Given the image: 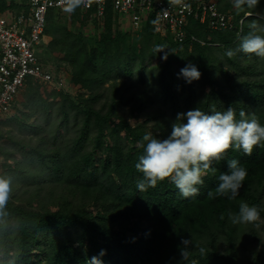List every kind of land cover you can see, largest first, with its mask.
<instances>
[{
    "label": "trees",
    "instance_id": "1",
    "mask_svg": "<svg viewBox=\"0 0 264 264\" xmlns=\"http://www.w3.org/2000/svg\"><path fill=\"white\" fill-rule=\"evenodd\" d=\"M217 1L237 23L244 18L242 30L238 24L232 30H211L191 19L188 35L204 44L162 37L151 19L131 42L109 4L102 18L94 9L78 8L71 14L78 20L95 15L102 22L100 39L90 47L84 33L59 26L63 10L48 12L46 34L52 40L45 49L64 55L72 66L73 83L89 91L91 100L103 96L100 90L110 80L112 94L104 103L107 108L98 109L89 102L85 108L61 91V122L55 125L47 113L44 121L28 128L38 140L17 141L20 157L4 151L0 176L11 178L12 194L7 215L0 217V264H87L93 256L102 264H189L181 257L183 239H191L190 259L197 264H264V239L256 232L264 228V147H256L251 156L229 151L214 165L216 174L204 178L199 196L181 197L170 180L144 192L137 189L143 178L135 168L143 154L138 142L146 133L167 138L178 113L200 108L212 114L213 109L232 107L237 119L243 110L247 118L255 116L264 124V59L238 51L250 23L264 24V14L255 15L264 11V0L255 8L244 5L233 11L234 0ZM0 8L6 10V0H0ZM229 49L237 50L232 58L225 55ZM156 56L163 60L148 65ZM173 61L182 68L194 64L200 79L187 83ZM32 83L28 80L26 86ZM131 83L140 90L126 96L122 87ZM130 100L126 115L119 109ZM66 103L84 110L73 137ZM49 104L46 109L53 106ZM143 114L146 118L137 121ZM230 159L240 160L248 170L239 196L208 198ZM242 201L257 206L263 222L233 224L229 215L238 212ZM250 237L258 247L242 261L241 247ZM200 247L206 250L203 257ZM101 250L106 254L100 256Z\"/></svg>",
    "mask_w": 264,
    "mask_h": 264
},
{
    "label": "clouds",
    "instance_id": "2",
    "mask_svg": "<svg viewBox=\"0 0 264 264\" xmlns=\"http://www.w3.org/2000/svg\"><path fill=\"white\" fill-rule=\"evenodd\" d=\"M260 0H234L237 8L246 5L255 8ZM63 11L74 14L78 8L90 7L93 3L103 6L105 0H62ZM169 6L188 8L185 0H168ZM249 33L241 38L239 49L248 55H255L264 59V24L253 21L249 25ZM237 50L229 49L225 52L232 58ZM167 57L165 56V59ZM187 83L199 80L201 72L194 64H188L179 73ZM212 114H207L200 108L178 113L176 122L172 124L171 133L167 138L160 139L150 133L142 137L140 146L143 154L139 156L135 168L143 174L137 181L140 192L149 188H156L158 183L170 180L178 190L181 197L188 199L199 196L200 187L204 185V178L209 173L215 175L218 169L215 164L225 160L229 151L243 152L251 156L256 147H264V124L255 116L247 118L241 110L237 119L236 110L232 107L226 111L213 109ZM186 119V123L183 121ZM248 176L247 168L238 159L228 160V171L220 172L218 185L210 190L208 198L226 197L234 200L239 196V190ZM12 194V180L0 176V217L7 215V205ZM233 224H255L260 220V209L246 202L239 204L237 213L229 215ZM191 239H183L184 247L181 257L189 264H197L195 259H190L189 251ZM203 257L206 250L198 249ZM101 250L100 256L105 255ZM87 264H102L97 256H93Z\"/></svg>",
    "mask_w": 264,
    "mask_h": 264
},
{
    "label": "built area",
    "instance_id": "3",
    "mask_svg": "<svg viewBox=\"0 0 264 264\" xmlns=\"http://www.w3.org/2000/svg\"><path fill=\"white\" fill-rule=\"evenodd\" d=\"M185 2L188 8L169 6L168 0H105L102 7L93 3L81 9L85 12L94 9L93 14L102 18L110 4L120 18L128 17L126 24L132 29H142L151 19L156 33L178 43H205L188 35L191 19L211 30H232L238 24L241 32L244 18L237 23L233 13L222 10L217 0ZM51 9L63 10L62 0H10L5 11L0 8V118L12 111L28 80L62 84L61 74L58 75L53 65L46 63L38 53L49 43L46 26Z\"/></svg>",
    "mask_w": 264,
    "mask_h": 264
},
{
    "label": "rangeland",
    "instance_id": "4",
    "mask_svg": "<svg viewBox=\"0 0 264 264\" xmlns=\"http://www.w3.org/2000/svg\"><path fill=\"white\" fill-rule=\"evenodd\" d=\"M234 8L235 6L230 8V10L233 11ZM261 14H264V11L255 15L260 17ZM249 15H251V13H249ZM127 18V16H123L119 25L122 31L131 34V42H135L136 37H138V33L136 30L132 29L129 24H126ZM63 25H67L74 32L84 33L86 41L90 47L95 44V41L100 39L99 35L100 30L102 31V28H98V26H103L102 22L99 23V20L95 17V15H90L88 18L78 20L72 18L71 14H67L64 11L60 12L59 16V26L62 27ZM47 40L50 42L52 38L49 37ZM38 53L40 57L44 58L46 63L52 64L53 67H56V73L58 75L59 73L61 74L63 81L61 82L62 84L56 85L55 83L42 84L34 82L31 85L24 87L17 96L12 111L8 115L0 118V175L4 172L2 166L6 157L4 151H13L18 158L20 157V150L19 145H17V141H29L30 138H33L35 141L39 139V136L37 137L29 131V127L44 121L43 119L46 118L47 113L52 114L51 122L55 123V125L61 122L62 115L60 107L64 102V97L59 95L61 91L69 93L73 100H76V102L82 106L84 105L83 107L85 108L87 107L86 102H89V105L92 104L93 107H97L98 109L102 108V106H104L103 108H107L104 103L108 100V96L112 94L110 89V80L105 84V86L102 87V90H100V92L103 93V96L96 101L91 100L92 95L89 91L85 90L80 85L73 83L72 66L66 62V60H64V55L62 53H49V51L46 49H41L38 51ZM160 60H163L162 56H156L154 59L149 60L147 64L154 65ZM172 63V67L174 70L176 69L177 72L182 69L180 62L173 61ZM105 88L107 89L105 90ZM122 88L126 96H131L133 95L134 91L140 90L139 87L135 85V83L123 86ZM40 97L44 100H41ZM49 103H51L53 106H50V109H46L47 106L50 105ZM131 103L132 101L130 100L129 103L120 106L119 110L121 112H125L126 115H129L130 107H132ZM36 106H38V108L34 109L33 107ZM66 107L70 114L69 125L73 128L72 132L69 134L71 137H73L75 134V129L79 130L82 125V112L84 110L82 108V110L78 111V109L72 108L69 103H66ZM145 118L146 117L144 114L140 115L137 121H143ZM135 120L136 119H132L133 124L136 122ZM150 124L152 123L150 122ZM46 133L44 132L42 134L45 135ZM88 146L89 144L87 147ZM259 222H263L261 217ZM256 232L258 236L264 239V228H262V226L257 227ZM249 241L250 242L246 243L247 245L244 248L241 247V253L243 255L242 261L248 260L252 256L253 251H255L258 247L256 242L253 241L252 237L249 238Z\"/></svg>",
    "mask_w": 264,
    "mask_h": 264
},
{
    "label": "crops",
    "instance_id": "5",
    "mask_svg": "<svg viewBox=\"0 0 264 264\" xmlns=\"http://www.w3.org/2000/svg\"><path fill=\"white\" fill-rule=\"evenodd\" d=\"M7 1H10V0H6V2H7ZM12 1H13V0H12ZM49 37H50V36H48V38H47V39H49Z\"/></svg>",
    "mask_w": 264,
    "mask_h": 264
}]
</instances>
